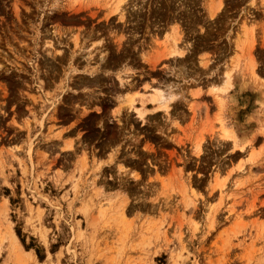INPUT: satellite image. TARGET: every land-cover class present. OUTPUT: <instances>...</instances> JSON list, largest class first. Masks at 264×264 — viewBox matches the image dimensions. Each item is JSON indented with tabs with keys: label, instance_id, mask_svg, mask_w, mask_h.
<instances>
[{
	"label": "rangeland",
	"instance_id": "obj_1",
	"mask_svg": "<svg viewBox=\"0 0 264 264\" xmlns=\"http://www.w3.org/2000/svg\"><path fill=\"white\" fill-rule=\"evenodd\" d=\"M0 207V264H264V0H0Z\"/></svg>",
	"mask_w": 264,
	"mask_h": 264
},
{
	"label": "bare ground",
	"instance_id": "obj_2",
	"mask_svg": "<svg viewBox=\"0 0 264 264\" xmlns=\"http://www.w3.org/2000/svg\"><path fill=\"white\" fill-rule=\"evenodd\" d=\"M176 27H173V28H171L172 29V31H171V33L168 35V36H166L165 35V45H164V47H162V48H164V51L167 53L168 52V54L169 55H171V57L173 58L174 56H177L178 58H180V60H177L178 62L175 64V66L176 65H180V64H182L183 63V60L181 59V58H183L184 57V55H183V50H184V48L185 47H188V46H186V43H185V45L183 44V46L181 47H179V44H178V41L177 40H179V38L181 39L182 37H179L180 35L178 34V32H177V28L175 29ZM245 33V32H244ZM181 34V33H180ZM246 34V33H245ZM245 34L243 35V36H245ZM248 34H246V36H247ZM245 36V37H246ZM244 39H246V38H244L243 37V39H239L237 42H236V45L239 47H241V48H243L244 47V45H245V43L244 42H246V40L244 41ZM240 41H244L243 43L242 42H240ZM164 42V41H163ZM240 42V43H239ZM243 45H242V44ZM51 44V43H50ZM180 45H182V44H180ZM238 47H236L235 46V49L236 48H238ZM51 48H52V46H51ZM55 48V47H54ZM240 48V50H243V49H241ZM56 49V48H55ZM163 51V50H162ZM242 52V51H241ZM163 54H165L164 52H162ZM144 56L145 55H143V59H144ZM147 57V56H146ZM170 57V58H171ZM201 57V56H200ZM240 57H241V55L240 56H238V57H236V58H232L231 60H230V62H229V64L228 65H226L227 67H226V70L224 69L223 70V72H222V76H221V79H220V82H221V84H220V86L219 87H217L215 90H214V92L216 91V92H224V91H226L228 88H230V87H232V85H233V78H234V75H235V72H236V70L235 69H238L239 70V68H240V72H242L243 70H242V67L243 66H240ZM242 58V57H241ZM145 59H147V58H145ZM145 59H144V61H145ZM174 59V58H173ZM200 59V58H199ZM127 60V59H126ZM175 60V59H174ZM204 60H206V58H204L203 56L201 57V60H200V64H203V61ZM252 58H250V60H249V62H248V64L246 65V66H248V68L250 69V71H251V73H253L252 75V77H254V72H253V70H254V66H253V64H252ZM105 62V61H104ZM104 62L102 63V64H104ZM114 62L115 63H117L116 61H113L112 63L114 64ZM197 62H198V60H197ZM111 62H110V66H111V64H112ZM120 63V62H119ZM250 63V64H249ZM102 64H101V66H102ZM107 65H108V63H106ZM120 64H122L120 67H118V69L116 70V72H115V74H116V78H117V80L119 81V83L121 84V86H124L125 88H126V86L127 85H129V86H131V83H129V81H131L128 77H129V75H127L126 76V73H124L129 67H126V65L128 64V63H120ZM184 64V63H183ZM115 65V64H114ZM119 65V64H118ZM171 65V64H170ZM245 65V64H244ZM101 66H100V68H101ZM103 66H105V65H103ZM107 67V66H106ZM123 67H125V69L124 70H122V68ZM178 68L179 69H181V70H183V66H178ZM247 68V69H248ZM246 69V68H245ZM244 69V70H245ZM95 70V69H94ZM186 70V69H185ZM173 71V70H172ZM176 71H179V70H176ZM180 72H182V71H180ZM176 73V72H175ZM179 73V72H178ZM183 73V72H182ZM184 73H185V71H184ZM245 73V72H244ZM250 73V72H249ZM186 74V73H185ZM53 75V74H52ZM178 75V74H177ZM256 75V74H255ZM45 77V76H44ZM63 79V78H62ZM92 79V78H91ZM90 79V80H91ZM256 81V80H255ZM120 86V85H119ZM136 88V87H135ZM152 88V87H151ZM124 90V89H123ZM130 90V89H129ZM135 90V89H134ZM134 90L132 91L133 93L132 94H130V92L131 91H129V92H126L127 90H124L125 91V93H123V95H122V103L123 104H127L128 105V110L131 108L132 110H133V112L136 114V117H138L139 119H143V118H145L146 119V117H145V115H146V110H149L147 107H146V105L144 104L147 100L148 101H150V102H152V103H161V104H163V107L165 108V109H167V107L169 106V100H171L172 98H174L175 96H176V93H173V92H167V93H165V91H164V89H160V88H158V87H153L152 89H151V93L149 94V98H146L148 95H144L145 94V92L143 93V94H139V93H137V92H134ZM137 90V89H136ZM138 92H140V91H138ZM119 97V96H118ZM215 98H217V95L215 96ZM217 100H219L218 101V104H220L221 105V103H223V101H221V99L218 97L217 98ZM89 101V100H88ZM119 101V102H120ZM139 102V104H140V106H136L135 105V102ZM86 103V102H85ZM127 108V107H126ZM84 109V108H83ZM120 109V108H119ZM119 110H117L116 112H118ZM146 112V113H145ZM149 114V113H148ZM119 120V119H118ZM144 120V119H143ZM220 128H221V130H220V132H218V136L219 137H221V139H223V140H230V141H232V144L234 145V147H239V149H243L244 148V146H242V145H237L236 144V135H235V132H234V130L233 129H231V128H226V127H224V126H220ZM195 148L197 149V151H199V150H201V144H200V142H197L196 144H195ZM1 208V207H0ZM260 224H262V226L261 227H264V222H262V223H260ZM4 234V233H3ZM5 234H6V237H4V235H2V234H0V238H1V240H8L7 242L9 243L8 245H9V247H10V251L12 252V254L18 259V260H22V258H24V256L25 255H29V253H26V252H24V250H23V248H22V246H21V244H20V242H19V240H18V238H17V236H16V234H15V232H14V230H13V228L10 226L9 228H8V230L5 232ZM9 252V251H8Z\"/></svg>",
	"mask_w": 264,
	"mask_h": 264
}]
</instances>
